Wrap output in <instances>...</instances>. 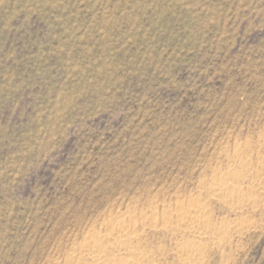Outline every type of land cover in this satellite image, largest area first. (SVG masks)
I'll return each mask as SVG.
<instances>
[{
  "label": "rangeland",
  "instance_id": "1",
  "mask_svg": "<svg viewBox=\"0 0 264 264\" xmlns=\"http://www.w3.org/2000/svg\"><path fill=\"white\" fill-rule=\"evenodd\" d=\"M263 139L264 0H0V264H51L95 218L197 196L236 143L260 172ZM253 211L206 264H264Z\"/></svg>",
  "mask_w": 264,
  "mask_h": 264
},
{
  "label": "bare ground",
  "instance_id": "2",
  "mask_svg": "<svg viewBox=\"0 0 264 264\" xmlns=\"http://www.w3.org/2000/svg\"><path fill=\"white\" fill-rule=\"evenodd\" d=\"M233 151V162L218 170L213 178L202 181V191L198 190L197 196L187 199L177 196L168 203L155 195L147 209L139 207V212H131L128 207L130 211L95 218L75 235L61 255L49 261L51 264H165L167 246L173 244L169 251L180 264H206L207 252L213 246L220 247L234 234H243L251 228L243 219L249 210L260 206L264 210V192L252 187V182L261 188L264 185L260 175L264 173V161L259 172L253 160L247 159L252 151L249 145L236 143ZM210 198L221 201L237 217L215 222ZM156 235L160 239L154 240Z\"/></svg>",
  "mask_w": 264,
  "mask_h": 264
}]
</instances>
